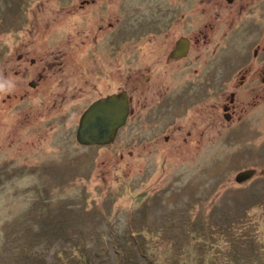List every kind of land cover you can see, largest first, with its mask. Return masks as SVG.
Here are the masks:
<instances>
[{
  "label": "rangeland",
  "instance_id": "374dc122",
  "mask_svg": "<svg viewBox=\"0 0 264 264\" xmlns=\"http://www.w3.org/2000/svg\"><path fill=\"white\" fill-rule=\"evenodd\" d=\"M82 1L0 0V264H231L251 223L261 255L236 264H264V0H96L192 42L106 146L76 140L96 97L71 73Z\"/></svg>",
  "mask_w": 264,
  "mask_h": 264
},
{
  "label": "flooded vegetation",
  "instance_id": "af4514ba",
  "mask_svg": "<svg viewBox=\"0 0 264 264\" xmlns=\"http://www.w3.org/2000/svg\"><path fill=\"white\" fill-rule=\"evenodd\" d=\"M95 1L83 0L78 6L79 12L88 9H91L92 12L86 14L89 17L87 20H83L82 23L80 21L74 23V27H84V29H76L74 35L71 33L73 38H71L70 44L71 73L74 75L72 79L79 82L80 75L84 76L85 85L96 93V97L92 99L88 107L108 96L126 93L130 105L129 120L133 113L132 107H134L136 96L134 93L139 91L143 85L159 88L165 73L170 75V79L171 69L163 66L186 61L192 48V42L185 37L174 42L172 37H168L169 39L163 37V30H157L161 25L160 22L157 23L158 27L148 26L144 30H140L138 21L132 22V25L128 26L129 24L124 19L122 5H114V3L104 5ZM75 13L77 15L78 12L75 11ZM165 30L170 32V25H167ZM180 40L188 41L187 54L175 57L174 51ZM194 46H200V41L195 42ZM257 54L258 51H255L254 56L256 57ZM59 57L61 55L53 57V62L47 61V57L41 58L42 72L38 73L37 80L32 79L29 85L32 87L42 86V83L47 79L46 71L52 72L55 66L62 65V63H58ZM19 59L21 60L23 57H19ZM34 63L35 60H31V64L34 65ZM140 65L142 66L138 67ZM246 77L245 74L240 80L241 86L246 82ZM258 77L264 84V74L261 76L258 73ZM80 85L79 89L83 90L84 85L81 82ZM163 96L158 97L159 103L167 100L162 99ZM231 99L232 97L230 101ZM138 100L141 101L140 98ZM235 100L234 95L233 102L224 106L228 107L227 115L230 118L234 111ZM124 128L125 126L118 130L117 136Z\"/></svg>",
  "mask_w": 264,
  "mask_h": 264
},
{
  "label": "water",
  "instance_id": "95a60500",
  "mask_svg": "<svg viewBox=\"0 0 264 264\" xmlns=\"http://www.w3.org/2000/svg\"><path fill=\"white\" fill-rule=\"evenodd\" d=\"M232 2L233 0H227ZM185 41V42H184ZM188 41L180 40L174 51V56H185L187 54ZM232 95L231 103L233 102ZM225 118L228 107H224ZM130 113V105L126 93L111 95L94 102L82 114L76 131V140L83 146H106L116 140L118 130L125 126ZM255 174L254 169L240 171L236 175V181L243 183Z\"/></svg>",
  "mask_w": 264,
  "mask_h": 264
},
{
  "label": "trees",
  "instance_id": "16d2710c",
  "mask_svg": "<svg viewBox=\"0 0 264 264\" xmlns=\"http://www.w3.org/2000/svg\"><path fill=\"white\" fill-rule=\"evenodd\" d=\"M251 224H245L244 228H246L245 230H247V232L250 233V235H242V239L243 240H237L232 236L233 241H229V240H225V244H227V247H231L230 249H228V251L226 252V257H231V264L232 263H241V262H246L250 257H254L255 260H257L258 257H256L257 255H261L260 251L255 249V245L256 242L253 241L254 239L250 240V237L252 235V233L254 232L251 229ZM257 228V227H256ZM228 232H232L229 231ZM224 241V240H223ZM251 247V250L249 249ZM248 251V257H245V252ZM219 252H224V250L221 248Z\"/></svg>",
  "mask_w": 264,
  "mask_h": 264
}]
</instances>
